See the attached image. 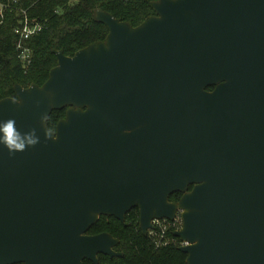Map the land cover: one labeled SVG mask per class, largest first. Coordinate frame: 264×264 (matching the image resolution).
<instances>
[{"label": "water", "instance_id": "obj_1", "mask_svg": "<svg viewBox=\"0 0 264 264\" xmlns=\"http://www.w3.org/2000/svg\"><path fill=\"white\" fill-rule=\"evenodd\" d=\"M151 7L136 27L95 10L103 42L53 51L40 87L0 100V121L40 137L0 146V264L121 257L87 233L135 208L142 235L179 216L186 264H264V0Z\"/></svg>", "mask_w": 264, "mask_h": 264}, {"label": "trees", "instance_id": "obj_2", "mask_svg": "<svg viewBox=\"0 0 264 264\" xmlns=\"http://www.w3.org/2000/svg\"><path fill=\"white\" fill-rule=\"evenodd\" d=\"M156 0H77L69 5L67 0H0V100L15 98L14 86L40 87L48 72L56 66L53 51H61L71 57L78 50L96 42H103L107 28L93 19V12L100 10L118 22L136 27L153 16L151 3ZM26 11L29 19H37L44 25L41 33L27 40L24 45L30 51V63L23 68L16 59L14 29L20 20V12ZM208 88L206 91H212ZM66 109L53 111L47 127L54 131L57 122L64 118ZM191 189V188H190ZM189 189V190H190ZM181 194L169 197L177 203ZM179 230L177 223L168 227L157 245L155 238L142 235L138 226L137 209L130 210L120 223L112 217H100L89 229L88 235L109 234L118 240L114 252L121 257L99 255L98 264H186V255L178 249L180 241L173 236ZM160 238L159 230L154 229ZM83 264H92L84 261Z\"/></svg>", "mask_w": 264, "mask_h": 264}, {"label": "built area", "instance_id": "obj_3", "mask_svg": "<svg viewBox=\"0 0 264 264\" xmlns=\"http://www.w3.org/2000/svg\"><path fill=\"white\" fill-rule=\"evenodd\" d=\"M69 5H73L77 2V0H67ZM3 6L0 5V15L2 14ZM20 20L18 25L14 29V35L17 38L15 50H16V59L22 65L23 68H26L30 63V51L27 47H25L24 43L30 38L42 32L44 29L43 23L38 21L37 19H29L26 11L20 12ZM177 223L179 225V230L181 228V220L179 216H177L173 221H154L153 228L147 233L152 238H155L157 241V245L161 244V239L168 227V224ZM154 229L159 230L160 238L155 233ZM178 230V231H179ZM180 246L183 244L180 242Z\"/></svg>", "mask_w": 264, "mask_h": 264}, {"label": "clouds", "instance_id": "obj_4", "mask_svg": "<svg viewBox=\"0 0 264 264\" xmlns=\"http://www.w3.org/2000/svg\"><path fill=\"white\" fill-rule=\"evenodd\" d=\"M43 118V117H42ZM40 142V137L36 135L35 129L21 132L16 127L14 119L0 121V146L9 154H16L34 147Z\"/></svg>", "mask_w": 264, "mask_h": 264}]
</instances>
